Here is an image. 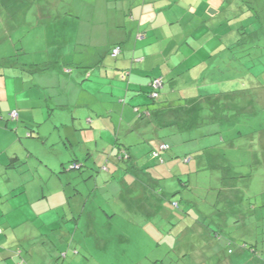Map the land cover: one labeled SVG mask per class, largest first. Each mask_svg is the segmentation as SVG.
<instances>
[{
  "label": "crops",
  "instance_id": "crops-1",
  "mask_svg": "<svg viewBox=\"0 0 264 264\" xmlns=\"http://www.w3.org/2000/svg\"><path fill=\"white\" fill-rule=\"evenodd\" d=\"M249 2L264 11V0H0V46H6L5 54L0 53V167L6 170H0V178L5 176L0 182L7 187L0 190V264H18L22 258L27 264H104L81 258L78 251L69 261L63 258L80 244L77 235L83 237L82 246L88 242L90 225L80 223L89 202L81 208L78 200L84 192L75 185L80 178L60 176L59 171L65 172L69 161L70 172L92 171L98 156L88 154L94 161L85 162L84 151L93 153L94 146L98 153L103 142L104 172L112 177L104 182L110 192H121L134 176L128 165L125 171L117 164L119 147L126 150L130 165L146 156L155 158L154 150L160 153L155 159L163 161L162 151L171 147L157 138L159 130L185 125L190 109L200 111L197 116L193 112L194 128L200 127L210 93L217 91L216 85L233 83L232 77L212 76L223 58L220 45L236 42L231 35L234 7L242 14ZM217 29L226 30L215 36ZM199 32L206 37H198ZM18 44L27 54L24 61L14 59L20 56ZM118 46L122 53L113 58ZM228 50L232 58L234 51ZM72 53L71 63L66 57ZM155 77L165 82L158 105L149 93ZM213 84L216 88L208 87ZM69 85L78 87L73 99L64 92ZM178 94L202 97H189L185 105L174 99ZM211 103L216 122L235 108ZM70 108L76 109L72 115ZM14 111L17 120L11 119ZM46 126L50 128L43 133ZM27 135L30 140H24ZM18 143L25 150L15 148L10 154ZM159 191L146 188L129 200L132 204L147 194L152 208L145 213L157 216ZM144 203L141 209L149 207ZM193 226L196 236L203 234L200 225Z\"/></svg>",
  "mask_w": 264,
  "mask_h": 264
},
{
  "label": "rangeland",
  "instance_id": "rangeland-1",
  "mask_svg": "<svg viewBox=\"0 0 264 264\" xmlns=\"http://www.w3.org/2000/svg\"><path fill=\"white\" fill-rule=\"evenodd\" d=\"M244 6L242 14L234 7L235 32L231 35L236 36V50L246 46L248 55L244 58L239 55L231 71L221 63L222 69L214 77L217 80L221 76L232 77V84L216 85L217 91L211 90L214 94L211 91L203 93L219 95L214 101L216 104L234 106L231 114H227L228 118L216 122V114L211 110L208 112L209 118L203 120L205 123L194 128L197 125V118L193 115L196 109H190L185 114V125H175L174 130L172 126L161 128L157 138L171 147L162 151L164 162L146 156L136 165L131 164L129 170L133 172L136 182L132 184V181L128 189H122L121 192H110L105 184L112 177L104 172L106 160H101L103 152L100 150L104 146L103 142L99 143L98 153L94 146L91 149L93 153H87L86 149L84 151L85 162L94 161V157L89 159L88 154L98 156V163L92 171L85 167L70 172V161L66 164L65 172L64 169L59 171L60 176L80 178L75 185L84 192V197L78 200L81 208L87 203L86 200L89 202L85 210L87 214L80 223L81 226L90 225L87 232L89 239L82 246L83 237L77 235L80 244L75 246L81 258H90L96 263L103 260L104 264H201V261L202 264H220L223 258L220 252L227 254L232 250L233 253L227 254L228 259L222 264H264V11L255 3H244ZM219 30L220 36L223 35L221 30L226 29ZM211 33L215 35L216 32L211 30ZM198 37L206 35L201 36L199 32ZM229 46L231 44H222L220 47L229 52ZM3 47L6 46H0V53L5 54L6 48ZM16 47L20 56L14 59L24 61L27 54L20 51L23 48L19 44ZM240 53L244 55L245 51ZM222 55L223 59L228 57L225 52ZM73 57V53L69 54L67 61L72 63ZM251 79L257 90L250 89ZM216 86L213 84L208 87ZM77 88L69 85L64 88V92L73 99L72 95H77ZM230 90L239 91L232 94ZM163 93L165 96L166 93ZM78 99L74 97V100ZM190 103L197 105L194 101ZM70 109V114H74L76 109ZM194 114L197 116L200 111ZM9 124L18 125L14 121ZM49 128L46 126L42 129L43 133H47ZM26 137L28 135L24 140H30ZM36 138L37 135L32 140ZM161 142L155 140V144ZM19 143L11 147L10 154L16 152L15 148L19 152L25 150ZM186 158L190 159V164L185 161ZM0 170L6 172L3 166ZM140 170L147 175L139 173ZM97 181L104 185L103 189L97 186ZM150 187L160 190V211L157 216L145 213L152 208L147 194L144 193L146 196L143 200L149 207L145 209H141L143 200L139 197L132 204L130 202L133 193ZM5 188L6 184L0 182V190ZM109 192L111 195L105 198V193ZM195 222L209 224L202 231L203 237L197 238L191 230ZM247 244L252 248H248ZM67 252L69 261L74 257V252Z\"/></svg>",
  "mask_w": 264,
  "mask_h": 264
},
{
  "label": "trees",
  "instance_id": "trees-1",
  "mask_svg": "<svg viewBox=\"0 0 264 264\" xmlns=\"http://www.w3.org/2000/svg\"><path fill=\"white\" fill-rule=\"evenodd\" d=\"M215 36H219V35H215ZM222 45V44H221ZM220 45V46H221ZM236 46H237V40H236V42H234V43H232V45L231 46H229V48L228 49H230L231 51L233 50L234 51V53L232 54L233 56H232V58H229V57H225V59H223V58H221V60L216 64V66H215V69L214 70H218L219 72L221 71V69H222V65H221V63L223 64V67H228V71H231L232 69H233V67H234V65H236L237 64V62H238V56L240 55V58H244V57H247V53H246V51H247V47L246 46H244L243 48H242V50H239V51H237L236 49ZM116 48H120V46H118V47H115V49ZM115 49L113 50V52H112V57H113V53H114V51H115ZM219 50H220V52L221 53H226V51H224V48H222V47H220L219 48ZM219 50H218V52H219ZM245 51V54L244 55H242L240 52H244ZM219 52V53H220ZM121 53H122V48H121ZM120 53V54H121ZM117 57V56H116ZM114 58V57H113ZM240 60H242L243 61V59H240ZM244 66H246V68H247V64L245 63L244 64ZM213 71V70H212ZM212 73V72H211ZM212 77H214V76H212ZM155 78H158V77H155ZM155 78H153V79H155ZM152 79V80H153ZM163 80H164V78H163ZM251 84V86H250V89H253V90H255L256 88H255V83L254 82H252V79L249 81ZM164 84H165V82H164ZM164 87V86H163ZM163 90V89H162ZM162 90L160 91V97L159 98H153V97H151V93H150V100H151V102H152V104H161L160 102H159V99L161 98V95H162ZM257 90V89H256ZM238 91L239 90H234V91H230L232 94H236V93H238ZM178 92V91H177ZM179 93V92H178ZM213 96H216V95H213ZM211 97L210 99H211V101L210 102H208V101H206V106H207V110H208V112L209 111H211L212 110V112L214 113V110H216V106H215V104H213L212 105V103L211 102H214L215 100H216V98H218V97H216V98H214V97ZM217 96H219V95H217ZM189 97L191 98L192 97V99H198L199 100V98H201L202 96L199 94L198 96H196V95H192V96H189V95H187V96H185V95H182V94H178L177 95V97H176V100H177V102L179 103V102H182L183 104H185L186 102H187V100H190L189 99ZM182 99H184L183 101H182ZM201 100V99H200ZM211 103V105H209V104ZM215 103V102H214ZM151 104V103H150ZM180 105V104H179ZM182 105V104H181ZM186 105V104H185ZM217 105V104H216ZM205 106V105H204ZM209 106V107H208ZM148 105H147V109H148ZM181 108H184V109H186L185 107H181ZM143 111L141 110V112H139V115H140V117H143V113H142ZM208 112L207 113H205L204 115H205V117H203L204 119L205 118H209V116H208ZM227 114L229 115V114H231V113H228L227 111H226V113H224V119L225 118H228V116H227ZM156 150H154L153 152H152V156H154L155 158H158L159 156H160V153H158V156H155V152ZM116 153H118L117 154V157L118 158H120V160H119V162H117V164L119 165V167H121L122 169H124L125 171H127L128 169V166L130 167L131 165L130 164H128V162H127V157H128V155H127V153H126V150H123V149H121L120 147H119V149H117V152ZM125 165V166H124ZM128 165V166H127ZM79 170H82L81 168L79 169ZM177 205V204H176ZM177 207H178V205H177ZM200 225V227L203 229V230H205L204 229V227L206 228L209 224L207 223H200V222H195L193 225ZM203 235H204V233L203 234H198L196 237L198 238L199 236H201V237H203ZM219 237H220V235H219ZM242 242V241H241ZM243 244H244V242H242ZM242 243H241V245H242ZM246 246H248V248H252L251 246H249L248 244L246 245ZM245 246V247H246ZM72 249H74V248H72ZM77 251H78V249L76 248V249H74V252L75 253H77ZM72 252H73V250H72ZM233 252H232V250H229L228 252H227V254L229 255H231ZM220 254H222V256H223V258L221 257V260L219 261V263L220 264H222L223 262H226L225 260H227L228 259V255L227 254H225V252H220ZM21 256V255H20ZM65 257H67V252H65V255H64V259H65ZM22 260H24V258H22ZM21 260V261H22ZM228 262V261H227ZM24 263L25 264H27L26 263V260H24ZM203 263V261L201 262V264Z\"/></svg>",
  "mask_w": 264,
  "mask_h": 264
},
{
  "label": "built area",
  "instance_id": "built-area-1",
  "mask_svg": "<svg viewBox=\"0 0 264 264\" xmlns=\"http://www.w3.org/2000/svg\"><path fill=\"white\" fill-rule=\"evenodd\" d=\"M121 53V48H116L114 53H113V57L115 58L116 56H118ZM151 85H150V93H151V97L153 98H159L160 97V91L163 89L164 86V81L162 77H158L155 78L151 81ZM19 117V114L17 111L12 112L11 114V119L13 120H17ZM167 146H163L162 149H166ZM155 156H158V152L155 153ZM18 264H25L24 260H22L21 262H19Z\"/></svg>",
  "mask_w": 264,
  "mask_h": 264
}]
</instances>
